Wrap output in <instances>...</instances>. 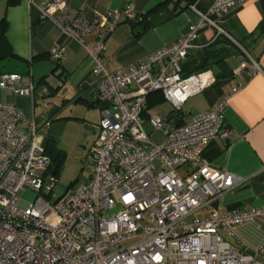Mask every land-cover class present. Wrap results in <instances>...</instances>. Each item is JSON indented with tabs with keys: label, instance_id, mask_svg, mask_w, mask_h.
Instances as JSON below:
<instances>
[{
	"label": "built area",
	"instance_id": "1",
	"mask_svg": "<svg viewBox=\"0 0 264 264\" xmlns=\"http://www.w3.org/2000/svg\"><path fill=\"white\" fill-rule=\"evenodd\" d=\"M246 2L214 0L205 11L193 6L199 22L186 35L117 71L106 67L102 54L122 18H137L133 2L126 0L124 8L108 12L106 29L97 31L99 19L91 25L97 34L95 48L82 39L90 24L80 12L62 7L54 15L62 0L43 2L40 21L56 26L94 58V72L100 76L95 99L102 117L86 156L90 181L59 197V181L45 150L53 122L46 93L32 82L25 84L21 74L0 75V90L29 97L44 109L28 122L16 106L0 103V264H262L257 256L264 253V244L257 254L242 252L221 233L232 235L238 225L264 220V208H214L241 180L203 159L210 141L230 140L224 111L241 86L208 111L181 115L189 98L216 83L211 70L186 75L182 69L202 30L215 29V38L226 37L240 51L237 74L254 76L261 70L222 26ZM64 50L54 44L52 60L60 61ZM157 91L179 114V124L157 114L144 117L147 96ZM147 123L163 133V142L152 141ZM183 168L184 175L179 173ZM25 188L36 193L34 202L18 198Z\"/></svg>",
	"mask_w": 264,
	"mask_h": 264
},
{
	"label": "crops",
	"instance_id": "2",
	"mask_svg": "<svg viewBox=\"0 0 264 264\" xmlns=\"http://www.w3.org/2000/svg\"><path fill=\"white\" fill-rule=\"evenodd\" d=\"M45 0H0V22L7 20L6 37L13 57L0 59V75L5 72L24 76L25 84L32 82L46 93L53 122L45 142H53L65 154L85 165L86 156L99 133L101 105L95 95L100 76L94 72L95 60L77 41L67 38L51 23L40 21ZM136 5L137 18H122L121 23L106 39L102 60L112 71L126 70L150 54L186 35L191 25L199 22L193 6L209 9L214 0H130ZM126 0H62L60 8L69 7L80 12L89 24L83 41L96 47L97 34L91 25L99 19L97 31L108 26L106 15L121 10ZM228 34L240 42L259 62L260 71L251 76L237 74L240 51L226 37H216V30L206 28L199 33L196 47L182 62L184 74L211 70L216 83L201 94L189 98L181 115L191 116L216 107L232 92L224 111V129L232 131L230 140L216 138L209 142L203 159L212 167L228 171L241 181L213 204L222 212L239 207L264 208V0H247L230 12L222 24ZM64 47L63 58L55 62L50 51L54 44ZM0 103L20 109L28 122L40 117L44 109L29 97L0 90ZM166 105L170 108L167 109ZM170 103H159L149 114L169 117ZM178 120L180 118L177 113ZM148 117V116H147ZM145 117V118H147ZM146 131L155 143L164 135L147 123ZM26 130V125H24ZM51 158V157H50ZM89 169V168H88ZM90 171V169H89ZM184 175L186 169H180ZM91 171L88 175L90 181ZM203 214L207 215V212ZM224 239L242 252L257 254L264 244V220L247 222L235 227L232 235L222 232ZM264 264V253L257 256Z\"/></svg>",
	"mask_w": 264,
	"mask_h": 264
},
{
	"label": "rangeland",
	"instance_id": "3",
	"mask_svg": "<svg viewBox=\"0 0 264 264\" xmlns=\"http://www.w3.org/2000/svg\"><path fill=\"white\" fill-rule=\"evenodd\" d=\"M166 108L169 109L170 107L166 105ZM179 173L182 174L181 171ZM89 174L90 171L86 163L83 165L74 158H66L60 174L57 175L59 183L55 193L59 197H64L76 192L79 186L88 180ZM18 198L26 203H32L36 198V193L29 188H25L18 193Z\"/></svg>",
	"mask_w": 264,
	"mask_h": 264
},
{
	"label": "trees",
	"instance_id": "4",
	"mask_svg": "<svg viewBox=\"0 0 264 264\" xmlns=\"http://www.w3.org/2000/svg\"><path fill=\"white\" fill-rule=\"evenodd\" d=\"M6 31H7V20L6 18H3L0 22V59L13 57V51L11 49V45L6 37ZM162 102H164V96L162 92L157 91L150 93L147 96L144 117L148 116V112L150 109H152L154 106ZM169 118L174 122H177L178 120V116L175 114V112H173L169 116ZM45 150H46V154H48L52 160V172L55 175H59L62 170L63 162L65 160V154L62 151H60L53 142L52 143L45 142Z\"/></svg>",
	"mask_w": 264,
	"mask_h": 264
}]
</instances>
